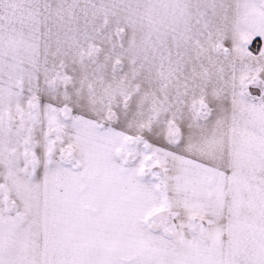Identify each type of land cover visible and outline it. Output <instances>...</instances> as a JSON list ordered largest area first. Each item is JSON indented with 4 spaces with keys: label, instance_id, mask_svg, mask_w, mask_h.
Segmentation results:
<instances>
[{
    "label": "snow or ice",
    "instance_id": "1",
    "mask_svg": "<svg viewBox=\"0 0 264 264\" xmlns=\"http://www.w3.org/2000/svg\"><path fill=\"white\" fill-rule=\"evenodd\" d=\"M0 264H264V0H0Z\"/></svg>",
    "mask_w": 264,
    "mask_h": 264
}]
</instances>
